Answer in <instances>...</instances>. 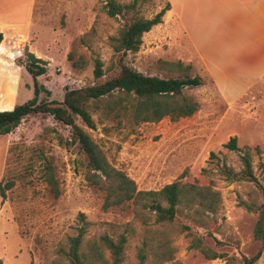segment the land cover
<instances>
[{
    "label": "rangeland",
    "instance_id": "obj_1",
    "mask_svg": "<svg viewBox=\"0 0 264 264\" xmlns=\"http://www.w3.org/2000/svg\"><path fill=\"white\" fill-rule=\"evenodd\" d=\"M165 2L139 5L138 15L152 18ZM104 3L36 0L31 15L8 20L3 37L9 38L0 48V107L20 105L33 97V81L23 66L26 48L47 63L46 74L37 78L50 91L49 96L40 94L43 101L62 102L66 88H83L115 76L120 60L145 75L167 78L184 73L163 64L176 62V43L173 32L168 34L160 26L143 34L137 52L115 53L109 39L118 35L123 21L108 17ZM19 41L18 51L8 49ZM95 59L102 62L105 73L98 80L93 78ZM184 74L202 76L192 66ZM203 78L204 85L184 90L199 103V110L189 117L132 126L127 115L115 116L107 107L112 98H107L87 104L95 129L77 116L74 121L137 190H159L177 181L209 187L219 194L216 213L200 214L197 206L182 205L173 222L160 224L132 201L104 209L105 192L88 181L87 160L71 127L49 115H29L11 133L0 135V184L13 182L5 198L0 197V264H70L66 253L81 224L80 214L89 223L80 253L103 234L115 239L124 233L120 264H138L144 244V264H242L243 256L255 254L258 213L239 201L255 208L264 203V87L228 110L211 81ZM232 136L237 137L240 152L250 153L260 186L230 182L220 174L222 165L236 172L242 169L239 153L224 147ZM160 231L174 249L167 261L158 260L153 252ZM195 239L221 258L207 259L200 249L191 248ZM102 254L110 264L109 251L103 248ZM255 264H264V255Z\"/></svg>",
    "mask_w": 264,
    "mask_h": 264
},
{
    "label": "trees",
    "instance_id": "obj_2",
    "mask_svg": "<svg viewBox=\"0 0 264 264\" xmlns=\"http://www.w3.org/2000/svg\"><path fill=\"white\" fill-rule=\"evenodd\" d=\"M151 1L153 0H131L123 4L117 0H105L102 7L104 13L110 18H119L123 21L118 35L109 39L115 53L125 55L129 52H137L142 44L143 34L162 23L163 15L171 8L167 0L164 7L152 18L145 19L138 15L139 5ZM8 38V34L3 37L0 33V48L6 46ZM20 42L14 43L8 49L13 52L18 51ZM24 55L26 59L23 66L33 81V97L20 105L0 107V135L11 133L29 115H49L57 122L71 127L76 143L87 160L88 181L105 192L104 209L120 205L125 201H132L138 207L151 212L155 222L160 224L173 222L182 205L186 206V209L197 206V211H200V214L205 212L216 213L220 200L219 194L209 187H198L177 181L167 184L159 190H137L134 181L110 165L99 147L74 121V117L77 116L88 128L95 129V123L87 110V104L90 101L98 103L107 98H112L108 101L107 107L114 112L115 116L124 117L127 115L132 126H138L142 123H158L164 118L176 121L180 118L189 117L199 110V103L186 96L184 90L204 85L201 76L184 74L191 69L190 65H183L180 61L175 63L167 61L163 63L165 66L169 68L175 66L177 71L184 73L181 76L160 78L142 74L120 60L119 70L115 76L83 88H66L62 102H57L39 100L42 92L47 96L50 95V91L37 81L38 77L46 74L47 63L36 57L27 48ZM70 58L71 54H68V59L70 60ZM73 65L78 66V63H73ZM104 74L102 62L95 59L93 78L101 79ZM115 93L119 95L114 97ZM236 141L237 137L232 136L224 144V147L229 151L239 153L242 169L236 172L232 168L222 165L220 174L230 182L247 181L260 186L252 168L250 153L248 151L240 152ZM256 150L258 151V149ZM12 185L13 182L11 181L5 187L0 184V197L2 199L5 198V190L10 189ZM239 205L258 213L253 229V239L259 243V248L252 256H243L242 259V264H255L264 255V203L257 208L243 201H239ZM80 218L81 224L77 229V234L69 239V249L66 254L70 264H107L102 254L103 248L110 253V264H120L123 260V249L126 243L125 234L121 233L115 239L103 234L90 242L86 252L80 253L82 237L89 226L82 214H80ZM165 236L166 233L160 231L153 246L154 256L160 261L170 260L174 251L169 246ZM144 246L146 244L139 249L138 264H144ZM191 248L200 249L207 259L221 258V255L203 248L200 239L193 240Z\"/></svg>",
    "mask_w": 264,
    "mask_h": 264
},
{
    "label": "crops",
    "instance_id": "obj_3",
    "mask_svg": "<svg viewBox=\"0 0 264 264\" xmlns=\"http://www.w3.org/2000/svg\"><path fill=\"white\" fill-rule=\"evenodd\" d=\"M35 1L2 0L0 33L8 20L31 15ZM167 1L157 26L173 32L176 61L200 69L228 110L264 87V0Z\"/></svg>",
    "mask_w": 264,
    "mask_h": 264
},
{
    "label": "bare ground",
    "instance_id": "obj_4",
    "mask_svg": "<svg viewBox=\"0 0 264 264\" xmlns=\"http://www.w3.org/2000/svg\"><path fill=\"white\" fill-rule=\"evenodd\" d=\"M2 0H0V3H1ZM2 6L4 7L3 3H2Z\"/></svg>",
    "mask_w": 264,
    "mask_h": 264
}]
</instances>
